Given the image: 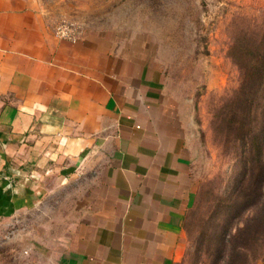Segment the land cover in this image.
<instances>
[{
  "label": "crops",
  "instance_id": "0c3cea01",
  "mask_svg": "<svg viewBox=\"0 0 264 264\" xmlns=\"http://www.w3.org/2000/svg\"><path fill=\"white\" fill-rule=\"evenodd\" d=\"M60 25L44 0H0V222L80 174L93 200L38 264H176L195 188L162 80Z\"/></svg>",
  "mask_w": 264,
  "mask_h": 264
},
{
  "label": "rangeland",
  "instance_id": "374dc122",
  "mask_svg": "<svg viewBox=\"0 0 264 264\" xmlns=\"http://www.w3.org/2000/svg\"><path fill=\"white\" fill-rule=\"evenodd\" d=\"M44 1L71 36L103 34L162 80L195 188L176 264H264V216L247 224L264 207V0ZM79 175L0 222V264L63 245L96 192Z\"/></svg>",
  "mask_w": 264,
  "mask_h": 264
},
{
  "label": "trees",
  "instance_id": "16d2710c",
  "mask_svg": "<svg viewBox=\"0 0 264 264\" xmlns=\"http://www.w3.org/2000/svg\"><path fill=\"white\" fill-rule=\"evenodd\" d=\"M261 143H259V142H257V144H256V147H257V145H258V147H257V149H256V151H257V153H259V154H262V148H263V144H261ZM254 145V144H253ZM254 147H255V145H254ZM258 148H259V150H258ZM262 151V152H261ZM261 152V153H260ZM259 158V157H258ZM261 184H263L264 185V180H262L261 181ZM261 201H264V195L262 196V200ZM263 210H264V207H256V210L254 211V213H252V216L248 219V221H247V224H248V227H249V229L251 228V226H253L254 225V228H253V230H255L256 229V227L257 228H260L261 226H262V217L264 216V213H262L263 212ZM255 225H256V227H255ZM237 237H239V235H236L235 236V238H237Z\"/></svg>",
  "mask_w": 264,
  "mask_h": 264
},
{
  "label": "built area",
  "instance_id": "2783aa9c",
  "mask_svg": "<svg viewBox=\"0 0 264 264\" xmlns=\"http://www.w3.org/2000/svg\"><path fill=\"white\" fill-rule=\"evenodd\" d=\"M72 28L67 25V24H64L62 23L59 27H58V33L63 36V37H69V38H72L74 39L73 36H71V33H72Z\"/></svg>",
  "mask_w": 264,
  "mask_h": 264
}]
</instances>
